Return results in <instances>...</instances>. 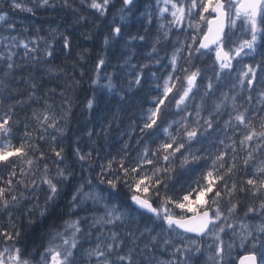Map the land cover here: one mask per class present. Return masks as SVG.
Here are the masks:
<instances>
[{
    "label": "snow or ice",
    "instance_id": "snow-or-ice-1",
    "mask_svg": "<svg viewBox=\"0 0 264 264\" xmlns=\"http://www.w3.org/2000/svg\"><path fill=\"white\" fill-rule=\"evenodd\" d=\"M160 4L156 0L155 17L144 13L147 24L159 21L151 62L160 63L159 46L171 42L174 29L181 35L185 28L193 31L185 40L176 36L170 72L156 83L159 91L152 106L141 109L139 123L129 117L130 132L118 148L111 137L119 135L120 111L135 103L129 93L143 89L149 64L137 67L121 54L132 69L125 87L108 73L107 52L124 38L136 0L0 4L33 16L68 10L72 27L107 31L91 74L81 63L89 51L74 54L78 45L71 33L51 28L41 36L40 29L24 27L0 36V89L7 92L0 96V264H264V76L258 75L264 55L243 64L229 93L208 102L222 74L235 71L234 62L264 48V0ZM0 28L17 29L7 11H0ZM24 33L30 34L21 39ZM127 35L128 44L146 41L139 32ZM20 49L22 60L44 64L50 77L63 81L60 104L52 99L55 89L44 91L32 75L25 81L26 99L12 95L16 71L23 68L15 59ZM61 55L74 62L56 64ZM204 56L212 60L213 76L201 93L202 69L192 61ZM86 76L91 83L79 101ZM102 104L118 108L101 114ZM24 105L28 111L21 118ZM74 107L87 117L76 129ZM222 114L227 119L221 123ZM218 131L223 139L218 135L213 143Z\"/></svg>",
    "mask_w": 264,
    "mask_h": 264
},
{
    "label": "trees",
    "instance_id": "trees-1",
    "mask_svg": "<svg viewBox=\"0 0 264 264\" xmlns=\"http://www.w3.org/2000/svg\"><path fill=\"white\" fill-rule=\"evenodd\" d=\"M137 2V9L136 12H144L148 11V8L151 9L153 5L155 6L156 0H136ZM7 0H0V4H6ZM31 6V4H29ZM79 5L77 4V7ZM0 11H7L9 12V15L13 22L17 25V29L15 31H9L3 28H0V36H7V35H17L18 33L22 32V29L24 27L29 28L30 33L33 29H40L39 35L46 36L49 33V30L51 28H58L61 32H65V34L71 33L73 35V38L78 45L75 49V53H79L82 49H87L89 51V57L85 58V61H82L81 63H86L87 68L85 69L86 72L91 74V69L93 66V61L97 54H103V35L107 34V31L104 30L103 32H100L98 30H94L90 27H72V21L74 17L70 13V11H44L40 10L37 15L33 16L30 13L22 12L18 10H11L8 8L0 9ZM127 25L126 32L124 38L120 41L119 45L111 48L107 52V56L109 57L110 61V67H108L107 71L109 74H113V79L115 83L122 84L126 87V82L130 79H132L131 72L132 69L124 65L123 60L120 59L121 54H123L125 57L131 56L132 60L131 63L139 67L140 65L144 63H148L149 67L143 69V72L146 75V80L142 81L144 84L143 89H133L132 93H129V96L133 97L135 100V103L132 105V107L127 111H120V119L122 121L121 129L119 131V135H116V133H113L112 139L115 144V147L118 148L120 146L121 138L126 139V133L130 132V129L127 127L131 121L129 120V117H133L135 119L136 123H139V120L136 119L142 115L141 109H148L152 106L151 101L154 99V97L157 95V90L155 88L156 83H162L161 77L165 76L167 73L170 72V67L168 65V52L172 47L173 44V38L171 37V42H163L159 47V59L160 63L156 64L154 62H151L149 58V52L151 51V43L153 39L158 34L157 29L158 26L153 21L152 24H147L145 22V18L143 19H134L132 16H130L127 21L125 22ZM145 27L147 28V32H142L141 28ZM131 32L133 35H136L138 32L140 34H144L146 36V41L140 42V41H132L131 44H128V35L127 33ZM30 33H24L21 35V39L28 36ZM89 34L91 36V39L88 38L87 35ZM164 46H167V49H164ZM3 50V47L0 46V51ZM262 52V55H264V48L260 49ZM23 55V49L18 50V55L15 58L18 64H22L23 68H18L16 71V81L13 87L16 89L12 93L13 96L17 95V92L21 95L19 96L20 99H26V94L28 91V85L25 82L30 75L35 76L38 80H41V83L43 84L44 91H48L51 89H55V95L52 96L51 93H49L50 96H52V99H54L55 103L58 105L61 103V97L59 93L61 91H64L63 88V81L60 79H55L50 77L46 70L44 64H38L33 65L30 64L27 60H22L21 57ZM163 58V60L161 59ZM74 61L66 59L65 56H59L58 59L55 61L56 64H72ZM180 63H183V60L180 61ZM192 63L196 66L202 69V79L207 77H212L213 72L209 69V66L212 65V60L210 56H204L200 58H193ZM119 65V67H118ZM0 66H2V62H0ZM187 66V65H186ZM39 69V71H36L35 69ZM152 73H155V76L152 75ZM23 76L24 80H21L20 77ZM119 76L120 80L117 81L116 77ZM42 78V79H41ZM77 79L79 77L77 76ZM207 80V79H206ZM70 82V81H68ZM104 83H106V80H103ZM208 82V81H207ZM90 80H88L87 76L85 77L84 81H82V90H78L76 96L79 101H83V91L89 90ZM102 83V82H101ZM103 84V83H102ZM7 92L4 89H0V96H6ZM171 99V97H169ZM49 102H52L50 100ZM8 103H12L11 100L8 101ZM39 105L33 104L32 107L36 108ZM24 108V111H19L18 114L21 118L24 117L25 113L28 111L27 106H21ZM83 105H80V108H82ZM107 108H113L114 110L118 108L115 104H108V105H101L102 113L104 114L106 112ZM74 118L72 120V128H80L83 126V122L87 119V117L83 114L80 109L74 107ZM2 114V113H0ZM23 125L19 126V133L23 132ZM134 135V133H133ZM16 141L13 140V143ZM194 178V177H193ZM185 180H188L189 177H184Z\"/></svg>",
    "mask_w": 264,
    "mask_h": 264
},
{
    "label": "rangeland",
    "instance_id": "rangeland-1",
    "mask_svg": "<svg viewBox=\"0 0 264 264\" xmlns=\"http://www.w3.org/2000/svg\"><path fill=\"white\" fill-rule=\"evenodd\" d=\"M160 6H163L162 5V0H161ZM145 12L146 11H144V12H136V10H134L132 17L134 19H137V20L138 19H143ZM147 12H151L153 14V17H155L156 13L158 12V8H156L153 5V7L151 9L148 8ZM165 15L167 16V14H165ZM153 21H155V23L158 26L159 21L157 19H155V18H154ZM173 31L176 33V35L172 36L173 44H172V47L169 50L168 55H167L168 60H169L170 55H171V53L173 51V48L175 47V45L177 43L176 36H179L181 40H185V39L188 38L189 34L192 33L193 30L185 28V29H183V35H181V33L179 31L175 30V29ZM164 49H167V46H164ZM261 57H262V52L260 51V49H258L257 53L253 54L252 56L243 57L242 63L234 62L235 71H231V72L226 71L224 74H222V79L219 82H216L214 93H213V95L210 98H208L209 105L211 103L215 102L220 97L221 92L229 93V90L231 88V84L235 82L236 75L241 70L243 64L253 63L254 61L255 62H259L261 60ZM161 59L163 60V58H161ZM209 69L211 70V66H209ZM258 75L264 76V73H258ZM201 79H202V77H201ZM201 79L198 81V84L201 85V93H202L203 92V86L207 84V80H206L207 78H203V81H201ZM113 81H114V79H113ZM101 82L104 83L103 79L101 80ZM259 87H260V85H257V88H259ZM199 96H200V93L197 94L195 102L190 106V108H189L190 111L192 110L193 107L196 106V104L199 103ZM228 110L230 111V109H228ZM172 111L175 112L176 111L175 108H173ZM170 119H178V117L174 116V117H171ZM225 119H227V115L226 114H222L221 117H220L221 123ZM218 135L220 136L221 139H223V135L218 131L211 138L213 143L216 142V136H218ZM205 146L211 149V143H206Z\"/></svg>",
    "mask_w": 264,
    "mask_h": 264
}]
</instances>
